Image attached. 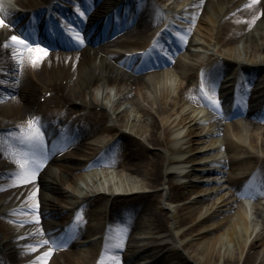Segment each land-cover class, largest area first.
Segmentation results:
<instances>
[{
    "label": "bare ground",
    "instance_id": "bare-ground-1",
    "mask_svg": "<svg viewBox=\"0 0 264 264\" xmlns=\"http://www.w3.org/2000/svg\"><path fill=\"white\" fill-rule=\"evenodd\" d=\"M60 1L73 4L63 17L97 3L85 48L48 50L40 27ZM162 5L186 22L203 10L187 35L198 36V52L173 69L158 53L173 22L163 27L154 0H19L23 13L1 9L0 99L15 97L0 101V264H264V194L245 207L249 189L264 188V104L250 116L226 105L244 92L241 74L264 85V0ZM113 15L131 24L126 47L141 53L122 57L124 26L107 41L115 49L102 43ZM32 121L46 159L22 183L18 138ZM101 166L116 168L114 186H100L111 173Z\"/></svg>",
    "mask_w": 264,
    "mask_h": 264
},
{
    "label": "snow or ice",
    "instance_id": "snow-or-ice-1",
    "mask_svg": "<svg viewBox=\"0 0 264 264\" xmlns=\"http://www.w3.org/2000/svg\"><path fill=\"white\" fill-rule=\"evenodd\" d=\"M3 21H0L2 25ZM12 40L19 45H24L23 39L18 40L16 37H12ZM29 50V49H26ZM36 51L42 52L44 55L47 53L43 49H36ZM35 64V61H33ZM27 135L19 137L20 143L24 146L23 149V163L20 164L22 171L19 173V180L22 183L31 182L34 179L36 171L39 169V163L37 161L40 158L46 159L43 153L42 134L38 127V121H32L26 129ZM118 264V261L116 262Z\"/></svg>",
    "mask_w": 264,
    "mask_h": 264
},
{
    "label": "rangeland",
    "instance_id": "rangeland-1",
    "mask_svg": "<svg viewBox=\"0 0 264 264\" xmlns=\"http://www.w3.org/2000/svg\"><path fill=\"white\" fill-rule=\"evenodd\" d=\"M95 7H96V3H94L93 4V9H95ZM181 6L180 5H178V8H180ZM92 9H89V13H90V11H91ZM202 14H203V10H199L198 12H197V18H195V19H192V21L191 22H185V24H187V25H189V26H193V25H195V23H196V20L198 19V18H200L201 16H202ZM174 22L175 23H180V22H184V20L183 19H180V17L179 18H177V19H175L174 20ZM108 47V46H107ZM230 70V68H228L225 72H228ZM8 97H15V93H5V99L7 98L8 99ZM132 178L134 179V178H136L134 175H132ZM219 181H221L222 182V180H224V178L223 179H218ZM258 190V193H256V190L254 189L253 190V194H258V195H261V193L263 192V190L262 189H257ZM254 201V203H256L255 202V200H253ZM139 202H140V200H139ZM140 210V208H136L135 209V211H134V213H135V217H137V216H140V215H142L143 214V212L142 211H139ZM135 217H133V218H135Z\"/></svg>",
    "mask_w": 264,
    "mask_h": 264
}]
</instances>
